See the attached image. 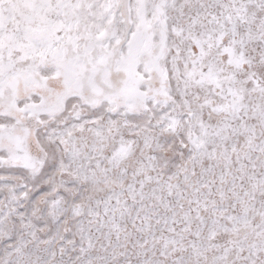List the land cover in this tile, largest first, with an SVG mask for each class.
I'll list each match as a JSON object with an SVG mask.
<instances>
[{"label":"snow or ice","instance_id":"obj_1","mask_svg":"<svg viewBox=\"0 0 264 264\" xmlns=\"http://www.w3.org/2000/svg\"><path fill=\"white\" fill-rule=\"evenodd\" d=\"M0 264H264V0H0Z\"/></svg>","mask_w":264,"mask_h":264}]
</instances>
